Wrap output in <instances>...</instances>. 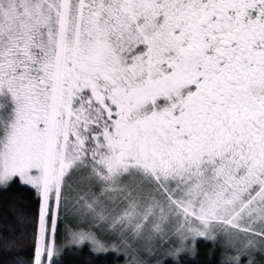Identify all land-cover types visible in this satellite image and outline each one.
<instances>
[{
	"label": "snow or ice",
	"instance_id": "6c2138e0",
	"mask_svg": "<svg viewBox=\"0 0 264 264\" xmlns=\"http://www.w3.org/2000/svg\"><path fill=\"white\" fill-rule=\"evenodd\" d=\"M85 250L264 264V0H0V264Z\"/></svg>",
	"mask_w": 264,
	"mask_h": 264
},
{
	"label": "trees",
	"instance_id": "16d2710c",
	"mask_svg": "<svg viewBox=\"0 0 264 264\" xmlns=\"http://www.w3.org/2000/svg\"><path fill=\"white\" fill-rule=\"evenodd\" d=\"M9 197L11 198L13 196V193H9L8 194ZM203 250V249H202ZM27 252V248H20L18 250H16V252H14V255H19V256H23L25 253ZM2 255V254H0ZM105 259H111L109 258H100L99 260H97L94 257H90L86 254V250L84 253H77V254H68L65 257V262L66 264H101L102 261H104Z\"/></svg>",
	"mask_w": 264,
	"mask_h": 264
}]
</instances>
